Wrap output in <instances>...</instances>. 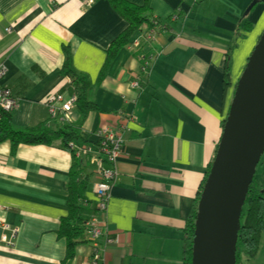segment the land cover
<instances>
[{"label": "crops", "instance_id": "obj_1", "mask_svg": "<svg viewBox=\"0 0 264 264\" xmlns=\"http://www.w3.org/2000/svg\"><path fill=\"white\" fill-rule=\"evenodd\" d=\"M251 2L148 0L166 29L147 39L152 30L143 26L97 84L107 48L128 25L108 0H0V65L6 70L0 85L19 100L12 128L80 123L75 106L63 120L60 113L50 116L46 100L71 96L62 73L67 48L98 109L80 123L85 141L77 143L93 147L103 127L122 137L117 176L99 216L104 227L98 264H182L185 221L214 157L234 84L260 37L253 26L264 16V2L246 15ZM245 16L252 24L247 32L240 28ZM228 59L231 87L224 95ZM84 155L95 173L87 197L97 201L96 166ZM71 164L59 140L15 150L0 143V239L7 232L3 225L18 229L13 248L0 240V264H62L65 241L57 231L67 214ZM91 247L78 246L65 264L87 262Z\"/></svg>", "mask_w": 264, "mask_h": 264}, {"label": "trees", "instance_id": "obj_2", "mask_svg": "<svg viewBox=\"0 0 264 264\" xmlns=\"http://www.w3.org/2000/svg\"><path fill=\"white\" fill-rule=\"evenodd\" d=\"M108 2L111 7L125 19L128 25L107 48L106 58L96 81L97 84H100L106 77L109 67L118 53L132 43V36L140 31L143 26L148 30L154 31H159L164 28L166 29V24L162 23L151 13L150 8L148 7V0H145L143 6L130 5L124 0H108ZM251 27L252 24L248 20V16H245L240 23V28H242V31L247 32L250 31ZM62 73L64 77L68 78L71 82L72 86L69 93L76 97L75 109L80 115L81 123L89 112L98 111V109L95 103L89 98V90L91 89L90 82L85 76L77 73L73 69L71 55L67 48L64 49ZM230 87V65L228 59V64H226L223 73L224 95ZM80 123L74 125H60L54 130L38 125L24 131H17L12 128L11 112H6L0 109V143L8 141L11 144L12 150H15L20 144H45L50 143V141L55 139L60 141L63 148L69 149L68 145L70 143L79 146V143H77L79 140L85 141L80 134ZM86 143L90 142L87 141ZM99 143L100 140L92 144V154H99ZM69 151L72 157V164L67 184V214L60 219L57 231L58 237L65 241V256L62 264L75 258V251L78 246L90 244L91 238L88 233V223L99 211L97 201L88 199L87 197V193L90 191L93 175L95 174L93 167L88 163L89 157L81 154V156L77 158L74 154L75 151ZM96 156L98 159L100 158L99 155ZM101 159L103 163L106 164V158L102 156ZM209 168L210 164L208 165V169ZM261 176L263 180L260 183L253 177L249 186L248 194L245 198L236 245V264H243L241 261V252H243L247 258H253L264 237V168L261 172ZM204 181L199 187L196 204L185 221V237L183 240L184 255L182 264H191L194 222L196 218L197 203Z\"/></svg>", "mask_w": 264, "mask_h": 264}, {"label": "water", "instance_id": "obj_3", "mask_svg": "<svg viewBox=\"0 0 264 264\" xmlns=\"http://www.w3.org/2000/svg\"><path fill=\"white\" fill-rule=\"evenodd\" d=\"M259 2L252 0L246 15ZM264 30L234 84L197 203L191 264H236L240 218L264 154Z\"/></svg>", "mask_w": 264, "mask_h": 264}, {"label": "built area", "instance_id": "obj_4", "mask_svg": "<svg viewBox=\"0 0 264 264\" xmlns=\"http://www.w3.org/2000/svg\"><path fill=\"white\" fill-rule=\"evenodd\" d=\"M90 3L91 0H88ZM5 31L7 33L11 32V29L6 28ZM157 32V31H156ZM155 33L154 30L150 31L145 35V38L150 39L152 35ZM138 42H134V46H136ZM146 70L145 67L141 68V72ZM6 76V70L4 66L0 65V82ZM132 87L139 88V82H135L132 84ZM47 104L49 107V113L51 117H55L60 113V117L63 120H68L71 109L74 108L76 104V97L71 95L68 98H64L62 95H52L47 99ZM19 105V100L14 98L11 95L9 89L1 87L0 85V109L6 112H12ZM97 139L100 140L99 143V154H92V148L90 147H80L70 143L68 145L69 150L75 151V156L78 158L81 154H90L93 158L92 163L96 166V177L97 182L93 186V192L97 199L98 204V213L94 216L90 222L88 223L89 227V236L92 240V253L90 255V259L87 262H82L81 264H98L101 263V246L98 245L97 239L103 234V222L100 220V214L106 211V207L108 204V200L110 198V190L113 182L116 179L117 172L115 170V164L120 155V151L122 149L123 140L122 137L112 132L110 129L103 127L97 130L96 132ZM96 155H99L98 159ZM102 156L106 158V164L102 161ZM106 165V166H105ZM3 230H7V232H11L10 239L11 241L8 244V248H13L14 243L16 241L15 237L17 236L18 229H10L8 226L3 225ZM3 239V237H2ZM15 239V240H14Z\"/></svg>", "mask_w": 264, "mask_h": 264}, {"label": "rangeland", "instance_id": "obj_5", "mask_svg": "<svg viewBox=\"0 0 264 264\" xmlns=\"http://www.w3.org/2000/svg\"><path fill=\"white\" fill-rule=\"evenodd\" d=\"M260 20L261 21L259 22L257 28L255 26H253V32L256 29H257V31H260L258 35H261V33H262L263 29H264V26H263L264 25V22H263L264 16ZM135 82L136 81L132 82V84L135 83ZM263 168H264V154L261 156L260 162H259V164H258V166L256 168L257 174L255 176V179L259 183L261 182V179H262L261 178V172H262ZM14 229H17V228L14 227ZM102 235L103 234H101V236ZM10 236H11V232H6L5 235H2L3 239L1 237V239H0L1 242L8 246L9 242L11 241ZM99 238L97 239V241L99 240ZM15 239H16V237H15ZM90 244L92 246V240H91ZM98 245H100V244H98ZM91 249H92V247H91ZM241 251H242V247H241ZM91 253H92V250H91ZM89 259H90V257L88 258L87 261H89ZM241 261L243 262V264H264V237L262 239V242L260 243V247L258 248L256 255L253 258H247L244 255V253L241 252Z\"/></svg>", "mask_w": 264, "mask_h": 264}, {"label": "bare ground", "instance_id": "obj_6", "mask_svg": "<svg viewBox=\"0 0 264 264\" xmlns=\"http://www.w3.org/2000/svg\"><path fill=\"white\" fill-rule=\"evenodd\" d=\"M262 76H264V72H262ZM14 245H15V243H14Z\"/></svg>", "mask_w": 264, "mask_h": 264}, {"label": "flooded vegetation", "instance_id": "obj_7", "mask_svg": "<svg viewBox=\"0 0 264 264\" xmlns=\"http://www.w3.org/2000/svg\"><path fill=\"white\" fill-rule=\"evenodd\" d=\"M255 176H256V174H255ZM255 176H254V178H255ZM261 178H262V176H261ZM262 180H263V179H261V182H262Z\"/></svg>", "mask_w": 264, "mask_h": 264}]
</instances>
